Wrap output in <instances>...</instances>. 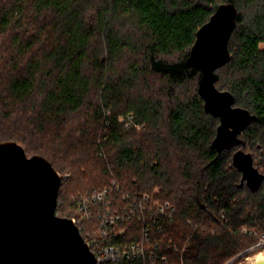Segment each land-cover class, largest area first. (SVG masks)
Listing matches in <instances>:
<instances>
[{"label": "trees", "instance_id": "obj_1", "mask_svg": "<svg viewBox=\"0 0 264 264\" xmlns=\"http://www.w3.org/2000/svg\"><path fill=\"white\" fill-rule=\"evenodd\" d=\"M222 5L238 15L216 87L256 119L240 146L219 153L212 144L220 120L206 112L202 75L187 60L197 32ZM148 75L163 82L167 108L139 94ZM129 115L127 128L120 119ZM5 141L45 157L62 176V218L79 217L78 201L113 182L129 196L174 205V219L151 233L150 247L166 256L156 264L248 257L264 235V182L251 191L234 156L250 154L264 175V0H0ZM78 227L89 242L99 222ZM120 228L128 231L116 243L144 240L145 222Z\"/></svg>", "mask_w": 264, "mask_h": 264}, {"label": "water", "instance_id": "obj_2", "mask_svg": "<svg viewBox=\"0 0 264 264\" xmlns=\"http://www.w3.org/2000/svg\"><path fill=\"white\" fill-rule=\"evenodd\" d=\"M238 10L222 5L197 32L187 66L202 77L199 94L205 110L220 120L212 147L219 153L240 146V136L255 121L248 110L235 106V97L216 87V72L231 60L229 41ZM234 165L248 188L256 192L264 175L243 151ZM62 176L41 155L28 157L14 141L0 143V264H97L79 227L57 215ZM252 264H264V260Z\"/></svg>", "mask_w": 264, "mask_h": 264}, {"label": "built area", "instance_id": "obj_3", "mask_svg": "<svg viewBox=\"0 0 264 264\" xmlns=\"http://www.w3.org/2000/svg\"><path fill=\"white\" fill-rule=\"evenodd\" d=\"M130 128L133 116L121 118ZM79 217L73 218L78 226L98 221V232L87 242L96 257L97 264H156L159 260L166 261V256H158L156 248L150 247L151 233L156 228L157 233L163 227L154 226L156 223L174 219L177 209L169 202H160L154 196L145 194L141 197H132L124 193L122 188L113 182L109 187L83 197L77 204ZM138 220L145 222L144 240L142 243H116L127 228L120 225ZM256 248L264 247V235Z\"/></svg>", "mask_w": 264, "mask_h": 264}, {"label": "rangeland", "instance_id": "obj_4", "mask_svg": "<svg viewBox=\"0 0 264 264\" xmlns=\"http://www.w3.org/2000/svg\"><path fill=\"white\" fill-rule=\"evenodd\" d=\"M124 66L126 67V64L125 63H124ZM121 67H122V70H123L124 67L122 65H121ZM192 89H193V85L192 84L191 85H188L187 87H185L184 92L189 93L190 91H192ZM140 93L146 94V95L152 97L154 100L155 99H161V100H163L164 103H165V108H167L169 106V102H170L171 98L162 97L163 96V93H164V85H163V82H161L158 77L149 76L148 75L145 78V81H141V83L139 84V94ZM159 97H162V98H159ZM164 113L167 114V112H164ZM244 149H245L246 152H250V149L249 148H244ZM28 155H29V157L32 156V154H28ZM257 163H258V160L256 159V164ZM158 192H159V189H155L154 190V194H157ZM258 252H259V250L252 246L248 250L245 251V256H248V257H242L243 256L242 255L240 258H237L236 259L237 261L235 259H233V260H230L229 262H227L226 264H249L248 261H249V259L252 256H253L252 257V262L257 261L262 256H264L263 254H257V255H255Z\"/></svg>", "mask_w": 264, "mask_h": 264}, {"label": "bare ground", "instance_id": "obj_5", "mask_svg": "<svg viewBox=\"0 0 264 264\" xmlns=\"http://www.w3.org/2000/svg\"><path fill=\"white\" fill-rule=\"evenodd\" d=\"M264 255V254H263ZM260 260H264V256H262L259 260H257V261H260ZM257 261H254V262H257ZM254 262H252V263H254ZM251 263V264H252Z\"/></svg>", "mask_w": 264, "mask_h": 264}]
</instances>
